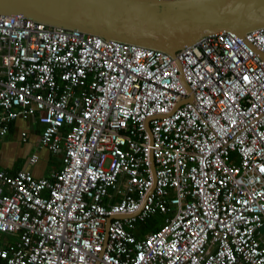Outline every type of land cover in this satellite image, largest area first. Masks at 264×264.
<instances>
[{
  "label": "built area",
  "instance_id": "2783aa9c",
  "mask_svg": "<svg viewBox=\"0 0 264 264\" xmlns=\"http://www.w3.org/2000/svg\"><path fill=\"white\" fill-rule=\"evenodd\" d=\"M252 46L264 53V27L171 57L0 14V139L35 118L60 159L41 178L0 169V264H264V59ZM156 214L160 228L136 238Z\"/></svg>",
  "mask_w": 264,
  "mask_h": 264
},
{
  "label": "water",
  "instance_id": "95a60500",
  "mask_svg": "<svg viewBox=\"0 0 264 264\" xmlns=\"http://www.w3.org/2000/svg\"><path fill=\"white\" fill-rule=\"evenodd\" d=\"M0 13L157 49L171 57L219 32L244 37L264 27V0H0Z\"/></svg>",
  "mask_w": 264,
  "mask_h": 264
},
{
  "label": "crops",
  "instance_id": "0c3cea01",
  "mask_svg": "<svg viewBox=\"0 0 264 264\" xmlns=\"http://www.w3.org/2000/svg\"><path fill=\"white\" fill-rule=\"evenodd\" d=\"M41 128L42 125L35 118L12 122L9 133L0 140V169L13 174L24 168L30 170L35 178L46 177L57 170L60 166L59 156L40 147ZM22 132L26 133L25 141ZM34 153L38 154L37 162L28 164L29 156Z\"/></svg>",
  "mask_w": 264,
  "mask_h": 264
},
{
  "label": "trees",
  "instance_id": "16d2710c",
  "mask_svg": "<svg viewBox=\"0 0 264 264\" xmlns=\"http://www.w3.org/2000/svg\"><path fill=\"white\" fill-rule=\"evenodd\" d=\"M159 216L160 215L151 216L150 218L146 219L145 221L138 222L137 227L134 230V235L136 236V238L139 239L142 237V235H145V233L159 229L162 222H163V220L161 223L157 222Z\"/></svg>",
  "mask_w": 264,
  "mask_h": 264
},
{
  "label": "rangeland",
  "instance_id": "374dc122",
  "mask_svg": "<svg viewBox=\"0 0 264 264\" xmlns=\"http://www.w3.org/2000/svg\"><path fill=\"white\" fill-rule=\"evenodd\" d=\"M156 215H159V214H156ZM156 215H154V216H156ZM162 220H163V216L160 215V216L158 217L157 222L161 223ZM159 223H158V224H159ZM6 237H7V236H6L5 234L0 233V244H2V243L5 241V238H6ZM9 239H11V238H9Z\"/></svg>",
  "mask_w": 264,
  "mask_h": 264
},
{
  "label": "bare ground",
  "instance_id": "6f19581e",
  "mask_svg": "<svg viewBox=\"0 0 264 264\" xmlns=\"http://www.w3.org/2000/svg\"><path fill=\"white\" fill-rule=\"evenodd\" d=\"M0 14H2V13H0ZM2 15H9V14H2ZM12 15H16V14H12ZM21 16H22V15H21ZM28 19H29V18H28ZM34 21H35V20H34ZM37 22H38V21H37ZM40 23H42V22H40ZM43 24H45V23H43ZM45 25H46V26H50V25H47V24H45ZM50 27H56V26H50ZM56 28H62V27H56ZM63 29H67V28H63ZM69 30H72V29H69ZM76 30H79V29H76ZM79 31H81V30H79ZM81 32H83V31H81ZM84 33H86V32H84ZM16 120H17V119H16ZM14 121H15V120H14ZM14 121H12V122H14ZM12 122H11V124H12ZM11 124H10V126H11ZM9 130H10V127H9ZM8 133H9V131H8ZM8 133H7V134H8ZM7 134H6V135H7ZM6 135H5V136H6ZM5 136H4V137H5ZM4 137H3V138H4ZM3 138H2V139H3ZM0 140H1V139H0ZM36 154H37V153H36ZM37 155H38V154H37Z\"/></svg>",
  "mask_w": 264,
  "mask_h": 264
},
{
  "label": "clouds",
  "instance_id": "9594fccd",
  "mask_svg": "<svg viewBox=\"0 0 264 264\" xmlns=\"http://www.w3.org/2000/svg\"><path fill=\"white\" fill-rule=\"evenodd\" d=\"M256 49H257V48H256ZM257 50H258V49H257ZM258 51H260V50H258ZM258 51H257V52H258ZM261 52H262V51H261Z\"/></svg>",
  "mask_w": 264,
  "mask_h": 264
}]
</instances>
